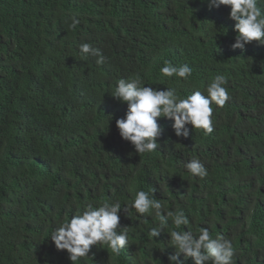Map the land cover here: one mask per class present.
I'll return each mask as SVG.
<instances>
[{"label":"trees","instance_id":"16d2710c","mask_svg":"<svg viewBox=\"0 0 264 264\" xmlns=\"http://www.w3.org/2000/svg\"><path fill=\"white\" fill-rule=\"evenodd\" d=\"M229 11L203 0H0V264H73L53 230L88 203L117 200L128 206V245L118 256L94 245L76 264H169L175 226L154 239L158 218L131 207L136 191L152 189L189 219L178 231L207 228L232 242L233 264H264V46L232 49ZM81 43L105 63L82 58ZM165 62L192 75L165 77ZM217 75L229 100L211 105V133L188 125L189 137H177L174 122L158 118L155 151L138 154L121 138L115 121L127 104L111 96L119 79L187 98L207 95ZM193 158L207 176L184 169Z\"/></svg>","mask_w":264,"mask_h":264},{"label":"clouds","instance_id":"9594fccd","mask_svg":"<svg viewBox=\"0 0 264 264\" xmlns=\"http://www.w3.org/2000/svg\"><path fill=\"white\" fill-rule=\"evenodd\" d=\"M209 9L227 6L230 8L228 18L234 22L233 31L236 32L232 49L243 50L253 41L264 46V10L258 6V0H203ZM70 27L75 28L80 20L72 16ZM79 54L87 59L89 56L96 58V64L102 65L106 57L100 49L90 43L79 45ZM165 77H179L187 80L192 75V69L187 64L175 66L165 62L160 69ZM138 78H121L111 93V96L121 103L127 104L125 116L116 119V127L121 138L132 144L138 154L151 153L158 147V138L163 129L158 123V118L172 120L174 133L177 137L188 138L192 129H202L211 133L212 107L215 103L223 107L229 100L226 87L227 79L217 75L206 88L207 95L195 91L187 98H181L175 88L156 89L146 87ZM107 121L109 126L110 121ZM192 126V129L188 127ZM194 177L207 176V170L198 159H191L183 164ZM144 190L135 192L131 207L137 213L154 215L159 223L150 228L149 236L157 238L165 230L169 221L175 226L166 232L170 236V247L174 254L169 255V264H184L189 258L193 264H233L234 249L229 239L210 235L207 228H201L196 235L192 230L178 231L181 226L189 225V219L182 210L170 211L154 195ZM128 206L122 208L117 200L105 201L94 205L88 203L79 214H74L70 219L60 223L51 233L50 238L57 250H66L68 258L73 264L82 258L89 257L92 246L106 245L115 255H119L128 243L127 227L121 226L120 213H126ZM183 256V260L180 257Z\"/></svg>","mask_w":264,"mask_h":264}]
</instances>
